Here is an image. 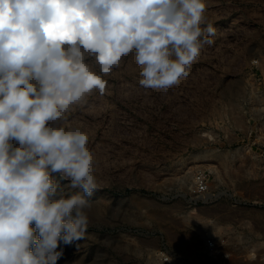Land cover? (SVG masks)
<instances>
[{
  "label": "rangeland",
  "instance_id": "obj_1",
  "mask_svg": "<svg viewBox=\"0 0 264 264\" xmlns=\"http://www.w3.org/2000/svg\"><path fill=\"white\" fill-rule=\"evenodd\" d=\"M204 16L214 43L167 90L139 85L134 54L107 75L89 60L105 91L64 126L87 132L98 189L57 264H264V0Z\"/></svg>",
  "mask_w": 264,
  "mask_h": 264
},
{
  "label": "clouds",
  "instance_id": "obj_2",
  "mask_svg": "<svg viewBox=\"0 0 264 264\" xmlns=\"http://www.w3.org/2000/svg\"><path fill=\"white\" fill-rule=\"evenodd\" d=\"M204 13L205 0H0V264H57L86 236L94 153L64 120L105 91L89 60L107 75L134 54L139 85L167 90L214 43Z\"/></svg>",
  "mask_w": 264,
  "mask_h": 264
},
{
  "label": "built area",
  "instance_id": "obj_3",
  "mask_svg": "<svg viewBox=\"0 0 264 264\" xmlns=\"http://www.w3.org/2000/svg\"><path fill=\"white\" fill-rule=\"evenodd\" d=\"M198 190L202 193L207 192V184L203 180L198 182Z\"/></svg>",
  "mask_w": 264,
  "mask_h": 264
}]
</instances>
